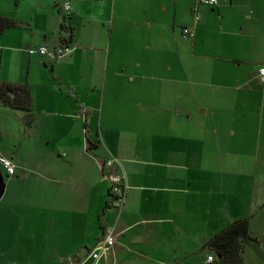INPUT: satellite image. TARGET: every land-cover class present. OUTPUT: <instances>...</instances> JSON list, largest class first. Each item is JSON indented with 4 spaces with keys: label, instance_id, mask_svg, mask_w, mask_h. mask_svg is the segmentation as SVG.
Returning <instances> with one entry per match:
<instances>
[{
    "label": "crops",
    "instance_id": "0c3cea01",
    "mask_svg": "<svg viewBox=\"0 0 264 264\" xmlns=\"http://www.w3.org/2000/svg\"><path fill=\"white\" fill-rule=\"evenodd\" d=\"M66 1L69 22L61 13L56 22L44 14L37 21L40 41L30 24L22 28L19 21L0 34L8 43H0L2 62L18 55L21 45L70 48L41 63L29 57L21 62L24 76L3 79L28 85L33 108L51 118L49 137L36 126L25 152L33 173L46 180L47 226L40 232L57 233L83 214L95 217L94 240L77 247L72 263L91 264V250L106 227L102 215L120 207L102 168L104 159L115 157L127 189L114 247L99 264L187 262L231 221L246 217L251 242L244 264L264 258V62H252L264 51V0L210 6L219 8L208 16V31L216 30L211 41L203 39L206 24L196 19L198 6L192 15L188 0H55L58 11H66ZM88 3L93 40L79 44L77 23ZM211 16L220 24L212 27ZM64 23L72 27L71 41H63L69 36ZM185 27L194 37L184 36ZM49 33L58 40L47 44ZM257 75L263 81L258 92L248 83ZM245 80L249 88L242 87ZM229 112L236 116L226 120ZM90 138L99 144L97 155L88 151ZM18 150L10 157L14 165ZM6 174L19 175L16 168Z\"/></svg>",
    "mask_w": 264,
    "mask_h": 264
},
{
    "label": "rangeland",
    "instance_id": "374dc122",
    "mask_svg": "<svg viewBox=\"0 0 264 264\" xmlns=\"http://www.w3.org/2000/svg\"><path fill=\"white\" fill-rule=\"evenodd\" d=\"M59 1L61 4L65 0ZM188 1L191 3L190 6L193 10V16L194 9L198 6L197 9L201 19H199L200 23L206 24L205 29L202 31L204 32L202 37L203 39L211 41L213 36L216 35V30L213 32L208 31V16L210 15L209 12L211 10L217 11L219 8H212L208 4H202L200 3L201 0ZM226 3L230 4L231 0H220L219 7L221 4L224 5ZM57 8L58 6L56 5L55 0H0V14L15 17L20 23H22V28H24V25L28 24L29 26L30 24L36 33L34 38L35 41L41 40L42 34L37 26V21L39 24L41 21L39 18H44V14H47L54 19L55 22L60 16L59 13H61L62 16L64 15L65 19H69V16L67 15L69 14L68 11H64L63 9L58 11ZM228 10L231 16L238 17V14L235 13L233 7L231 9L228 7ZM94 19L95 16L93 15L92 4L88 3L84 5L81 24L78 25L77 23V28H79L77 43L82 44L85 40L88 44H92L91 40H93ZM210 21L211 24H213L212 27L220 24V19L216 16H211ZM57 40L58 37L56 34L49 33L46 42L47 44H50V42L54 43ZM0 43L8 44L6 41L2 40V38L0 39ZM75 45L76 44H73L72 46ZM38 46V44L21 45L17 52L18 55L13 54V56L3 60V62L0 51V81H4L5 79L18 80L20 76H24L21 74L26 71L25 68L23 69L21 62L24 61L26 63V60L29 57L34 58L41 63L46 56H49L39 55V53L30 56L29 50H36L38 49ZM252 62H255L256 65L254 66L256 67L264 62V51L259 50V52L255 54ZM250 66L251 65L248 63L243 64V68L245 69H248ZM42 70L47 75H50V71L47 68L43 69L42 67ZM67 75H71V73H67ZM259 79L258 75L255 78L251 76V79L248 82L249 87H252L257 92L263 89V81ZM246 81L248 80H245L242 83V87L249 88L248 85L245 84ZM216 100H218V98L214 97L212 100L213 103H216ZM260 100L259 97V101ZM33 112L35 114V121L31 126L32 128H28L24 125L23 111L0 104V130L3 132L0 133V157H14L13 151L19 149V156L17 159L20 160V164L17 162L15 165L19 174L17 176H8L6 171L0 165V170L3 174L6 185L4 195L0 199V264H72L73 253L76 252L77 247L83 244L84 240H88L89 246L92 244L95 233V229L93 228L97 222L96 220L93 221L95 217L92 219L88 214H83L80 216V219H76L73 222V226L68 225L63 227L62 229H59L57 233L40 232V228L47 226L43 207L46 199V180L41 178L40 173H33L32 171L33 168L29 163L31 157H28L25 154L26 151H30L32 145L30 140H28L29 135L27 134L33 131L37 126L39 134L48 138L50 135L49 129L52 126L50 125L51 118L49 113L40 116L36 107L33 108ZM229 113L230 114L227 113V115L225 114L223 118L228 120L231 118L230 115L236 116L232 112ZM247 118L251 119L248 116ZM244 119H246V117H244ZM207 138H209L210 146L214 150H217L215 143L211 142L209 133H207ZM91 141L93 140L90 138V140H88L89 146ZM88 151H90L89 147ZM58 156L63 158L60 153ZM119 208L113 207L111 210H108L110 212L102 215L101 221L104 225L114 227L118 213L120 212ZM84 216L86 217V221L81 218ZM203 240L204 239H201L200 241L203 243ZM114 244L105 249L103 252V258L109 256ZM84 253L85 247L83 246L78 254L83 256ZM208 254L209 252L207 249L199 248L191 254L187 262L179 261L175 264H204L203 259H205ZM254 258H256V260L253 259L252 264L264 263L263 257L256 255Z\"/></svg>",
    "mask_w": 264,
    "mask_h": 264
},
{
    "label": "trees",
    "instance_id": "16d2710c",
    "mask_svg": "<svg viewBox=\"0 0 264 264\" xmlns=\"http://www.w3.org/2000/svg\"><path fill=\"white\" fill-rule=\"evenodd\" d=\"M19 25L20 23L14 17L0 14V34L8 28ZM62 28L69 31L68 39L64 37L63 41H71L73 39L72 27L64 23ZM0 104L23 111L24 125L28 128L33 125L35 114L31 89L28 85H15L0 81ZM98 148L99 144L96 141L90 142L89 150L93 154L97 155ZM111 205L112 203L106 204V208ZM250 239L249 218L236 219L206 241L203 249H207L214 255L215 260L212 264H244V252Z\"/></svg>",
    "mask_w": 264,
    "mask_h": 264
},
{
    "label": "built area",
    "instance_id": "2783aa9c",
    "mask_svg": "<svg viewBox=\"0 0 264 264\" xmlns=\"http://www.w3.org/2000/svg\"><path fill=\"white\" fill-rule=\"evenodd\" d=\"M201 2H204L213 7L219 4V0H201ZM64 9L66 11L70 9V3L68 1L64 3ZM199 18L200 14L197 12L196 19L198 20ZM183 34L184 36L194 37L195 32L193 29L185 27L183 29ZM69 51V47L50 49L47 45H41L36 50L30 49L29 54L35 55L36 53H39L41 55L58 57ZM259 72L262 76V79H264V65L261 66ZM117 164H120L119 161L115 157H110L102 161V168L104 169L105 178L110 183V193L112 197L117 200V203L121 207L126 194L127 185L124 183L125 175L116 167ZM0 165L9 175L15 173V165L10 158L1 156ZM115 240L116 235L114 229L109 226L104 227L103 236L98 239L95 246L91 250V264H98V261L103 257V252L105 251V249L109 246H112L115 243ZM214 260V255L212 253H209L204 260V264H212Z\"/></svg>",
    "mask_w": 264,
    "mask_h": 264
},
{
    "label": "water",
    "instance_id": "95a60500",
    "mask_svg": "<svg viewBox=\"0 0 264 264\" xmlns=\"http://www.w3.org/2000/svg\"><path fill=\"white\" fill-rule=\"evenodd\" d=\"M12 95L14 94L13 92L11 93ZM5 182H4V177H3V174L0 170V199L2 198V196L4 195V192H5Z\"/></svg>",
    "mask_w": 264,
    "mask_h": 264
}]
</instances>
